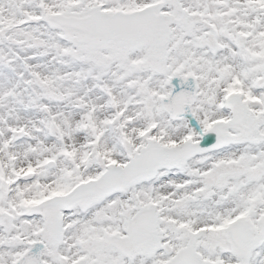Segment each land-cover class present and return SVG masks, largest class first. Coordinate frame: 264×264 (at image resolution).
<instances>
[{"label":"snow or ice","instance_id":"snow-or-ice-1","mask_svg":"<svg viewBox=\"0 0 264 264\" xmlns=\"http://www.w3.org/2000/svg\"><path fill=\"white\" fill-rule=\"evenodd\" d=\"M0 264H264V0H0Z\"/></svg>","mask_w":264,"mask_h":264}]
</instances>
